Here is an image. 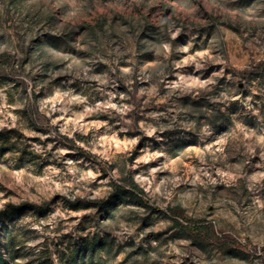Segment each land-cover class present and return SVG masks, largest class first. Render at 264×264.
<instances>
[{
	"label": "rangeland",
	"instance_id": "rangeland-1",
	"mask_svg": "<svg viewBox=\"0 0 264 264\" xmlns=\"http://www.w3.org/2000/svg\"><path fill=\"white\" fill-rule=\"evenodd\" d=\"M29 204L5 264H264V0H0V211Z\"/></svg>",
	"mask_w": 264,
	"mask_h": 264
},
{
	"label": "trees",
	"instance_id": "trees-1",
	"mask_svg": "<svg viewBox=\"0 0 264 264\" xmlns=\"http://www.w3.org/2000/svg\"><path fill=\"white\" fill-rule=\"evenodd\" d=\"M36 207L37 206L29 204L26 206L15 207V208H11V209L8 208V209H4V210L0 211V227L5 225L7 222L11 221L13 219V217H15L17 212L35 211V209H37ZM14 219H17V217ZM96 248H97V243H94V241L92 240L91 242H89L87 244V246H86V248H84V250L92 258L94 252L96 251ZM3 261L4 260L2 259V253L0 251V264H5V262H3Z\"/></svg>",
	"mask_w": 264,
	"mask_h": 264
}]
</instances>
